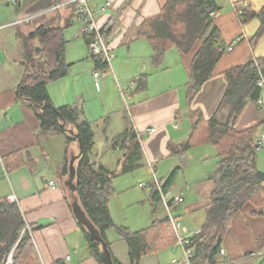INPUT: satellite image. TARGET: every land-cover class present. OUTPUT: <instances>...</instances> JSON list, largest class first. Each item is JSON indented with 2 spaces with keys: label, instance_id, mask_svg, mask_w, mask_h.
Returning a JSON list of instances; mask_svg holds the SVG:
<instances>
[{
  "label": "crops",
  "instance_id": "0c3cea01",
  "mask_svg": "<svg viewBox=\"0 0 264 264\" xmlns=\"http://www.w3.org/2000/svg\"><path fill=\"white\" fill-rule=\"evenodd\" d=\"M13 1L0 0V199L17 197L16 204L41 264L58 260L67 264H100L73 213V196L65 186L69 161L72 155L79 154V143L67 142L62 135L40 136L35 108L18 94L29 65L30 33L40 26L64 29L77 22L76 4L39 15L30 23L14 24L20 17L69 0H39L31 5L24 0L15 5ZM167 1L91 0L97 24L115 53L111 67L99 77L94 76L103 69L97 68L94 59H88L89 42L80 26L74 33L79 42H84L80 43L83 56L73 54L66 60L70 65L67 76L47 86L55 106L73 105L79 111V120L88 121L93 128L91 163L96 169L103 166L115 174L113 185L117 193L109 203L114 223L132 232L157 225L155 250L145 254L139 264H172L174 259L183 264L184 251L176 246L169 212L191 231L202 230L215 188L211 175L218 158L210 143L196 144L184 152L182 147L199 117L208 121L217 112L227 88L226 71L264 59V33L255 39L261 22L258 16L250 14L259 13L264 0H215L218 10L214 12L213 24L221 33L224 52L213 77L189 102L187 83L199 45L189 55L171 48L162 64L156 66L150 42L139 36L144 20L160 13ZM240 9L249 11L250 17L243 20L238 14ZM55 12L60 16L58 21L52 17ZM232 44L233 49L228 50ZM140 79L144 87L137 84ZM129 127L137 134L141 157L127 169L126 153L114 148L113 141ZM151 128L155 130L149 134ZM235 128L251 130L256 143L264 133V108L247 103ZM205 145L212 146L214 151L201 149ZM263 158L259 157L257 167L264 166ZM177 169V177L166 193L170 200L182 197L183 202L172 204L168 211L161 198L153 199L152 185H163ZM260 170L264 172L262 166ZM140 183L148 187L140 188ZM105 235L112 258L120 264H131L125 240L112 229ZM221 251L224 254L216 256L213 264L260 262L264 257V207L247 204L234 215Z\"/></svg>",
  "mask_w": 264,
  "mask_h": 264
},
{
  "label": "trees",
  "instance_id": "16d2710c",
  "mask_svg": "<svg viewBox=\"0 0 264 264\" xmlns=\"http://www.w3.org/2000/svg\"><path fill=\"white\" fill-rule=\"evenodd\" d=\"M38 1L24 0V3L31 5ZM217 10L215 0H168L160 13L145 19L139 29V36L146 38L152 46V60L156 66L162 64L171 48L189 55L199 45L193 55L187 83L189 102L213 77L215 66L224 52L220 43L221 33L211 16ZM248 12L243 11V20L248 18ZM250 14L258 16L261 22L255 36L258 39L264 33V8L259 13ZM28 39L29 65L18 89L19 97L35 108L40 121V136L62 135L67 142L79 143L74 196L102 238L106 241V231L115 230L129 246L131 264H139L145 254L155 250L153 242L157 225L132 232L114 223L109 203L117 193L113 185L115 174L103 166L96 169L91 163L90 153L94 145L91 124L79 120V111L73 105L55 106L48 93V84L67 76L69 72L64 29L40 26L30 33ZM87 40L89 42L88 37ZM93 59L97 68H106L105 63ZM257 65L264 69V59L249 61L226 71L227 88L217 112L208 121L199 117L190 139L182 147L184 152L196 144L210 143L216 148L218 158L216 170L211 175L215 188L206 207V221L201 233L193 239V264H213L214 258L221 253L231 220L244 206L264 207V172L257 167L258 156L252 132L235 128V122L247 103L254 102L258 106L261 89L257 85ZM137 84L145 86L142 79ZM113 147L126 153L127 169L141 157V146L132 127L114 139ZM67 171L66 166L65 173ZM177 174L178 169L161 185L164 193L173 185ZM152 194L156 201L161 198L159 188L154 184ZM25 226L19 206L0 199V264H6L12 251L13 264H41L30 234L24 232ZM80 228L93 255L103 264L100 243L90 236L83 225L80 224ZM113 261L120 264L114 258ZM53 264L67 262L58 260ZM258 264H264V257Z\"/></svg>",
  "mask_w": 264,
  "mask_h": 264
},
{
  "label": "built area",
  "instance_id": "2783aa9c",
  "mask_svg": "<svg viewBox=\"0 0 264 264\" xmlns=\"http://www.w3.org/2000/svg\"><path fill=\"white\" fill-rule=\"evenodd\" d=\"M91 0H69L62 3H58L53 5L52 7L43 10L37 14H30L23 17H20L17 19L14 24H20V23H30L33 21L36 17L39 15L45 14L49 11H56L60 9L61 7H64L68 4H76L77 8V15L76 19L77 21L81 22L83 24V34L89 38V57L90 58H97L102 63L106 64V68H103L102 70H97L94 73V76L97 78L101 74H104L110 67L111 62L115 58V53L112 47L110 46V43L108 41V38L106 34L102 31V29L97 24V16L94 12V10L91 8L90 4ZM21 0H14L13 4L19 5ZM244 6H247V3H243ZM107 6H110V3H107ZM239 16L242 18L243 10L240 9L238 12ZM215 13H212L211 16L213 17ZM234 44L230 45L227 49L232 50ZM258 72H259V80H258V87L261 89V97L258 100V107L264 108V69L262 66L257 65ZM155 129L151 128L148 130L149 134H152ZM264 147V133L260 136V138L255 143V151L258 152ZM5 170V169H4ZM6 172V170H5ZM51 185H54L53 182L50 183ZM140 188H146L148 187L145 183L139 184ZM160 191L161 200L164 202V204L167 206L168 211L171 210L172 204H178L183 202L182 197H176L172 200L169 198V194L164 193L162 191L161 185H157ZM11 203H17V197L15 195H10L7 199ZM169 221L172 224V226L175 229L177 242L176 246L180 247L184 251V257H183V264H193V259L195 256V250H194V244L193 239L197 237L201 231H189L181 222L179 218H176L169 212ZM29 228H25L24 232L27 231ZM222 254H224V251H221ZM69 260V258H68ZM178 260L174 259L172 260V264H177Z\"/></svg>",
  "mask_w": 264,
  "mask_h": 264
},
{
  "label": "water",
  "instance_id": "95a60500",
  "mask_svg": "<svg viewBox=\"0 0 264 264\" xmlns=\"http://www.w3.org/2000/svg\"><path fill=\"white\" fill-rule=\"evenodd\" d=\"M78 157H80V153L78 155H72L71 156V159L69 161L68 179L65 181V186L69 189V191L73 195V202H72L73 213H74L76 219L78 220V222L87 229L90 236L96 242L100 243V245H101L100 256H101V260H102L103 264H115L113 261V258L111 256V253L109 251V247L107 245V242L102 238L99 230L95 227V225L87 217V215H86L85 211L83 210L82 206L80 205L77 197L74 196V193L77 190V187L75 184V178H76L75 162H76Z\"/></svg>",
  "mask_w": 264,
  "mask_h": 264
},
{
  "label": "rangeland",
  "instance_id": "374dc122",
  "mask_svg": "<svg viewBox=\"0 0 264 264\" xmlns=\"http://www.w3.org/2000/svg\"><path fill=\"white\" fill-rule=\"evenodd\" d=\"M61 2V1H60ZM54 5V4H53ZM9 7H11V5H9ZM48 9V8H47ZM46 10V9H45ZM56 14H53V16L52 17H54V21H58L59 20V14L57 13V12H55ZM56 15V16H55ZM57 17V18H56ZM64 26V25H63ZM82 27L83 26V24L81 23V22H79V21H77V22H75V23H73L72 25H70V26H64L65 28H64V34H65V39H66V41H67V43H66V60L67 59H71V57H72V55L73 54H76V53H79V55H80V43H82L83 41H82V39L80 40V41H82V42H79L78 41V39L76 38V36H75V31L77 30V29H79V27ZM84 43V42H83ZM82 43V45H84ZM80 56H83V55H80ZM87 56L89 57V51H88V54H87ZM88 59H91L90 57L88 58ZM73 79H74V76H73ZM66 82H67V80H66ZM210 149V150H212V151H214L213 150V147L212 146H209V145H205V146H202V148L201 149ZM257 156H258V158H257V160L259 159V157H264V147H263V149H261L260 151H258L257 152ZM263 160H264V158H263ZM258 162V161H257ZM261 166H262V168H264V166L261 164ZM261 166H260V168H261ZM258 168H259V164H258ZM259 168V169H260ZM66 178H67V176H66ZM129 178H131L132 179V176H129ZM141 178V176L139 175V176H137L136 178H135V180H136V182L139 180ZM183 184V183H182ZM115 197V196H114ZM113 198V197H112ZM181 222L183 223V225L184 226H186L187 227V229L189 230V231H191L190 230V228H189V226L186 224V223H184V221H182L181 220ZM192 222H194V221H192ZM186 224V225H185ZM13 251L11 252V254L9 255V257H8V260H7V262H6V264H13Z\"/></svg>",
  "mask_w": 264,
  "mask_h": 264
}]
</instances>
